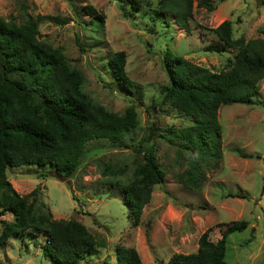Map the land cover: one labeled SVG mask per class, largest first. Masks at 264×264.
<instances>
[{
	"label": "rangeland",
	"instance_id": "1",
	"mask_svg": "<svg viewBox=\"0 0 264 264\" xmlns=\"http://www.w3.org/2000/svg\"><path fill=\"white\" fill-rule=\"evenodd\" d=\"M160 1L138 0L134 9L126 0H0L5 20L20 23L40 16L36 37L57 48L81 72V89L94 102L117 114L132 105L137 120L121 144L103 137L86 141L68 178L40 177L36 172L46 167L34 164L8 167L5 176L21 194L35 188L51 217L76 219L102 242L74 264H117V245L133 246L142 264H157L169 252L193 249L181 242L174 245L169 235L210 227L215 240L227 221L240 218L247 224L226 235L224 259L228 264H264V77L257 81L253 103L219 105L222 155L215 163L209 158L190 162L188 152L179 149L168 129L193 120L162 99L169 84L162 68L165 47L195 64L225 69L235 48L205 50L217 39L212 28L229 19L232 37H264V0H206L212 8L192 0L188 31L177 27L170 14L155 16ZM84 3L101 11L103 21L85 14ZM117 50L125 55L123 68L132 82L128 90L118 86L107 65ZM148 144L165 171L164 180L153 184L139 222L131 227L119 185L131 178L143 161L139 148ZM190 165L202 177L193 189L176 178ZM10 219V212L0 213V228L2 220ZM31 232L0 244V264H53L41 254L44 236Z\"/></svg>",
	"mask_w": 264,
	"mask_h": 264
},
{
	"label": "trees",
	"instance_id": "2",
	"mask_svg": "<svg viewBox=\"0 0 264 264\" xmlns=\"http://www.w3.org/2000/svg\"><path fill=\"white\" fill-rule=\"evenodd\" d=\"M126 1L134 9L139 7L138 0ZM197 4L213 7L206 0H198ZM81 10L103 21V13L92 4H82ZM191 12L192 0H161L155 16L170 14L177 27L188 31ZM39 19L37 15L15 23L0 16V213L11 214L10 220H2L0 244L23 231H32V235L39 232L44 236L40 247L45 258L53 264H74L94 253L102 242L76 219L51 217L35 188L19 193L6 178L5 169L34 164L46 167L36 172L40 177L68 178L76 169L86 141L103 137L121 144L137 120L132 105L117 114L94 102L81 89V72L70 66L57 48L36 37ZM230 24L229 19H223L215 25L212 30L217 39L203 47L214 52L225 46L235 48L225 69L195 64L169 47L162 56V68L169 81L162 99L193 120L189 125L168 129L179 149L188 152L190 162L209 158L215 163L221 157L219 105L253 103V96L259 93L257 81L264 77V37H232ZM124 60L123 50H117L107 65L118 86L128 90L132 82L123 68ZM139 150L143 161L134 168L131 178L119 185L131 227L139 222L153 184L161 183L165 174L152 144ZM176 178L192 189L202 181L194 165ZM246 224L241 218L227 221L215 240L209 236L211 228L206 227L199 233L194 251H173L157 264H228L224 259L225 237ZM114 250L117 264H142L133 246L117 245Z\"/></svg>",
	"mask_w": 264,
	"mask_h": 264
},
{
	"label": "crops",
	"instance_id": "3",
	"mask_svg": "<svg viewBox=\"0 0 264 264\" xmlns=\"http://www.w3.org/2000/svg\"><path fill=\"white\" fill-rule=\"evenodd\" d=\"M190 189H192V188H190ZM201 231H202V229H185V230H182L181 232H179L177 234V237L173 234V235H169V237H167V238L171 242L173 241L174 245H177L178 242H181L184 246L192 245L193 249L189 250V251H194L196 249V246H197V242H196L197 236ZM181 243H180V245L183 246ZM168 247H169V245L166 246V248H168ZM182 252H184V251H182ZM185 252H188V251H185ZM170 253L171 252H169L163 260H165Z\"/></svg>",
	"mask_w": 264,
	"mask_h": 264
}]
</instances>
